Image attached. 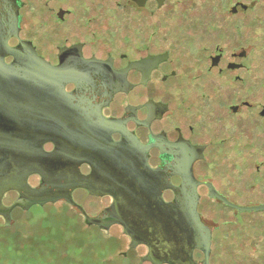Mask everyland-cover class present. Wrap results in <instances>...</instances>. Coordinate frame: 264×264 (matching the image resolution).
I'll use <instances>...</instances> for the list:
<instances>
[{
    "label": "flooded vegetation",
    "instance_id": "af4514ba",
    "mask_svg": "<svg viewBox=\"0 0 264 264\" xmlns=\"http://www.w3.org/2000/svg\"><path fill=\"white\" fill-rule=\"evenodd\" d=\"M0 63V141L31 158L27 182L47 193L35 206L125 242L116 264H154L122 225L86 214L196 191L209 263L234 239L264 264V209L229 205H264V0H0Z\"/></svg>",
    "mask_w": 264,
    "mask_h": 264
},
{
    "label": "water",
    "instance_id": "95a60500",
    "mask_svg": "<svg viewBox=\"0 0 264 264\" xmlns=\"http://www.w3.org/2000/svg\"><path fill=\"white\" fill-rule=\"evenodd\" d=\"M18 22V16H15L14 23L10 25L11 28L14 27L17 31ZM31 56L37 55L31 53ZM0 66H2L1 63ZM2 72L0 67V74ZM18 152L16 145L10 146L0 141V216L5 219L6 226L12 224V211L15 208L29 210L34 206L32 213H38L40 207L35 205L44 206L45 204L34 203H42L47 196V193L37 191L28 184L27 177L33 169L32 161L29 156L21 157ZM144 168L149 169L147 165H144ZM149 178L148 173L145 179L149 180ZM144 185L150 186L147 181ZM11 190H19L24 199L11 205L4 204L3 197ZM183 193L184 199L189 201V204H129V206L128 204H114L111 214L104 218L89 216L81 205H72L86 214L88 224H96L107 229L112 224L118 223L124 227L125 233L132 237V246L137 243L146 244L149 247V253L142 258V262L149 260L154 264H210L211 230L201 221L198 213V194L196 191ZM62 205H55L56 210L53 213L64 214L61 209ZM229 205L241 211L264 209V205L251 207ZM133 213H137L140 220L131 221L129 215ZM118 232L115 230L113 234L118 235ZM196 248L205 254L201 263L193 257V251Z\"/></svg>",
    "mask_w": 264,
    "mask_h": 264
},
{
    "label": "rangeland",
    "instance_id": "374dc122",
    "mask_svg": "<svg viewBox=\"0 0 264 264\" xmlns=\"http://www.w3.org/2000/svg\"><path fill=\"white\" fill-rule=\"evenodd\" d=\"M53 215L60 227L61 236L56 233L46 239L38 235L41 231L37 226L42 218L40 214L12 215L13 222L10 226L5 225V219L1 216L0 225L6 228L14 226V230L6 232L0 226V264H102L101 261L109 260L117 263V254L125 248V242L102 232L104 239L115 241L112 252L102 247L106 242L101 243L97 236L91 235L83 222L82 227L81 225L77 227L68 224L69 220L64 214ZM74 219L79 221L80 218ZM255 247V242L250 240L233 239L228 245L222 240L215 248L213 264H220L223 256L228 257L230 264H258L253 261L257 258L254 253Z\"/></svg>",
    "mask_w": 264,
    "mask_h": 264
},
{
    "label": "trees",
    "instance_id": "16d2710c",
    "mask_svg": "<svg viewBox=\"0 0 264 264\" xmlns=\"http://www.w3.org/2000/svg\"><path fill=\"white\" fill-rule=\"evenodd\" d=\"M61 209L64 212V215L67 216V218L70 222V223L68 222V224H73V226L77 225V227L78 226L80 227V225H81V227L83 226L82 221L80 222V219H79V221H76L74 219V217L77 218L78 215L73 210L69 209L65 205H62ZM54 210H56L55 205H47V206L42 207V208L40 207L39 211L37 213V215L40 214L42 216L41 220L37 223V226H38L39 230L42 231V232L41 231L38 232L39 233L38 235L43 239H46L47 237L53 236V234L55 235L56 233L58 234V236H61L60 235V232H61L60 227L57 225V223L55 222V219H54V215H53ZM16 211L18 213H16ZM28 213L32 214V209L29 211H23L20 208H16L13 211V215L14 214H23V215L25 214V215H27ZM0 218H1V216H0ZM0 226H1V229L5 230L6 232H13V230H14V228H13L14 226H11L8 228H6L4 225H0ZM85 228L88 229V231L90 232L91 235L97 236L98 241H100L101 243L106 242V245H105V243L102 244L103 248H105L107 250L110 249V251H112V252L114 251V247H115V241L114 240L109 239V238L107 240L104 239V237L102 235L103 233L97 228H91L88 226H85ZM101 262H102V264H115V261H112V260L101 261Z\"/></svg>",
    "mask_w": 264,
    "mask_h": 264
}]
</instances>
